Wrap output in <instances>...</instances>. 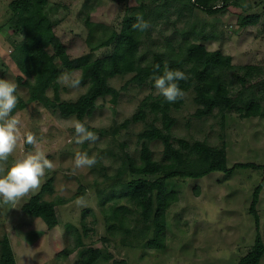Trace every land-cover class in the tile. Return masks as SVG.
Returning a JSON list of instances; mask_svg holds the SVG:
<instances>
[{"label":"rangeland","instance_id":"rangeland-1","mask_svg":"<svg viewBox=\"0 0 264 264\" xmlns=\"http://www.w3.org/2000/svg\"><path fill=\"white\" fill-rule=\"evenodd\" d=\"M12 1L0 0V79L17 84L18 104L12 115L21 120V133L35 134L37 147L54 163V168L43 177L38 191L15 204H0V239L9 237L17 264H73L91 245L112 252L116 258H125L129 264H237L255 242L257 227L250 206L254 190L264 178V169L237 167L232 173L213 171L201 178L170 179L169 190L177 191L178 200L168 209L167 244L164 248L146 247V239L136 231L126 233L118 230L111 234L108 226L113 221L107 218L105 211L115 200L132 207L127 215L128 226H145L139 221V212L127 199L118 196L110 199L108 196L112 195L113 189L119 191L122 188V184L116 182V173L123 167L126 153L137 162L141 161L139 133L151 122L163 126L161 115L151 110L145 120L128 126H122V123L139 109L144 99L159 92L150 82H131L122 89L133 73L116 75L109 82L121 88L117 104H112L111 95L100 97L96 109L84 121L76 115L65 116L58 108L42 102L30 101L29 88L19 82L21 71L12 56L15 44L24 38V34L15 31L10 23ZM142 3L148 8L154 5L153 0H49L46 9L55 22L56 33L77 63L80 57L95 58L112 49L108 46L92 51L87 40V17L120 27L124 17ZM218 3L222 4V0ZM248 13L260 14V20L257 24L242 26V17ZM185 25H193L195 30L201 31L200 40L209 49L231 54L234 63L264 67V0H230L227 8L212 15L196 10L193 15L179 16L173 12L169 19L160 18L158 23L149 27L144 37L142 49L148 58L154 51L165 48L168 39L178 47L183 35L177 29ZM63 72L70 73L73 78H80L82 74L80 68ZM60 84L62 100H76L89 87V82L81 83L78 89ZM48 94L54 96L53 88L48 89ZM195 95V90L190 89L184 95V103L171 110L176 119L172 128L174 142L177 144L178 138L185 137L191 141L205 139L214 146L225 143L228 166L238 162L264 165V116L243 117L234 109L226 111L223 117L216 108L213 114L198 117L195 115L199 106ZM75 120L93 127L95 130L92 132L99 139L95 143L77 144L72 127ZM150 145L154 158L163 160V142L156 139ZM30 151H35V148L21 141L4 165L5 169ZM79 152L96 155L98 163L92 168L74 169V158ZM131 177L132 173L127 170L122 181ZM50 178L53 179V190H46L43 198L57 203L60 223L53 229H49L41 217L22 208ZM79 198L85 200L86 206L76 204ZM257 210L264 239V186ZM67 223L79 227L85 240V246L77 248L68 257L61 251L73 245L75 240L73 233L66 228ZM152 236L153 232L148 237ZM111 262L101 260L99 264ZM260 264H264V256Z\"/></svg>","mask_w":264,"mask_h":264},{"label":"trees","instance_id":"trees-1","mask_svg":"<svg viewBox=\"0 0 264 264\" xmlns=\"http://www.w3.org/2000/svg\"><path fill=\"white\" fill-rule=\"evenodd\" d=\"M150 8L142 3L139 8L126 15L120 27L97 22L87 17L89 26L88 42L92 51L111 46L109 53L95 58H81L75 63L67 45L55 31V22L46 9L49 0H13L10 5L13 11L11 25L15 31L24 34L23 40L17 42L12 53L21 71L18 76L20 83L28 86L29 100L42 102L46 106L58 108L65 116L76 115L84 121L97 107L100 97L111 95L110 101L115 106L121 94V88L110 84L109 79L116 75L133 73L131 78L122 86L126 89L131 82L154 85V78L162 76L166 70L183 71L186 80L177 81L179 87L186 93L190 89L196 92L195 101L198 117L213 114L216 108L225 117V112L238 110L243 117L264 116V67L258 64H236L231 54L220 49H209L200 40L201 31L195 30L193 25L178 28L183 35L178 47L168 39L163 49L153 52L148 58L142 46L148 31L134 29L132 25L137 16L149 22L150 26L158 23L160 18H171L176 12L179 16L188 13L193 15L196 10L210 15L221 12L230 4V0H153ZM260 14L248 13L242 17L241 25L257 24ZM176 20H174V23ZM211 36L210 33H205ZM158 66V67H157ZM82 70L81 83L89 82L88 89L76 100H62L61 84L58 77L63 71ZM53 88L54 96L48 94ZM184 97L174 103L167 102L159 93L149 95L144 99L139 109L126 118L122 126L132 122L145 120L148 111L160 114L163 126L155 122L149 123L139 133L141 142V161L126 153L123 167L116 173L118 183L122 188L113 189V199L118 196L127 199L139 212V221L144 227L128 226V213L133 209L130 205L119 203L117 200L105 211L107 218L113 221L108 230L115 234L136 231L141 238H145L148 248H164L167 244L168 209L178 200L176 190H169L168 182L172 178H201L213 171L232 173L237 167L263 168L256 162H238L228 166L227 145L210 144L205 139L191 141L185 137L173 140L172 128L175 117L172 116L173 107L179 108L184 103ZM23 102V101H22ZM23 105V104H22ZM88 130L95 129L84 123ZM159 139L163 142L164 159L158 160L153 156L150 142ZM130 171L132 177L122 181V176ZM53 179L50 178L42 189L33 194L22 206L27 213L41 217L49 227L55 228L60 219L57 213V203L43 198L46 190H53ZM264 186V178L254 190L250 211L255 217L257 234L254 244L243 255L237 264H260L264 256V239L260 231V215L257 205ZM140 225V224H139ZM66 228L73 233L75 243L66 246L61 253L70 256L77 248L85 246L84 234L73 223H67ZM153 232L152 237H148ZM106 240L108 239L105 237ZM0 264H17L14 249L8 236L0 239ZM111 261L110 264H129L125 258H116L112 252L105 251L98 246H89L73 264H99V261Z\"/></svg>","mask_w":264,"mask_h":264},{"label":"clouds","instance_id":"clouds-1","mask_svg":"<svg viewBox=\"0 0 264 264\" xmlns=\"http://www.w3.org/2000/svg\"><path fill=\"white\" fill-rule=\"evenodd\" d=\"M132 27L145 31L150 24L143 17L137 16ZM187 78L183 71L166 70L162 76L154 78V87L167 102L174 103L183 99L185 95L177 81ZM57 79L59 83L71 89H78L81 86V79L73 78L68 72L61 73ZM17 88L16 83L0 79V204L3 205L15 204L38 191L46 172L54 168L53 161L37 147L38 141L35 134H22L21 120L18 116L12 115L18 104ZM72 127L77 144L95 143L99 139L79 120H75ZM21 141L32 145L35 151L27 152L22 159L15 160L10 167L5 169L4 165L7 164L9 157L13 155ZM97 163L96 155L89 156L86 152H79L74 158V169L92 168ZM76 204L86 206L83 198L77 199Z\"/></svg>","mask_w":264,"mask_h":264}]
</instances>
